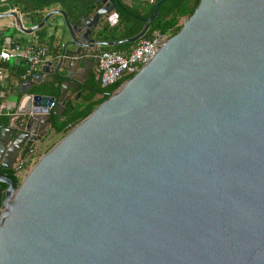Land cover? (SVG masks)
Masks as SVG:
<instances>
[{
    "label": "water",
    "instance_id": "water-1",
    "mask_svg": "<svg viewBox=\"0 0 264 264\" xmlns=\"http://www.w3.org/2000/svg\"><path fill=\"white\" fill-rule=\"evenodd\" d=\"M96 1L75 24L57 9L28 29L2 15L25 34L58 15L70 39L66 59L42 68L64 78L59 98L27 94L0 129L3 169L46 136L51 112L80 97L86 79H74L68 58L138 42L159 7L134 37L95 42L115 10ZM0 184V264H264V0H200L20 183L0 173Z\"/></svg>",
    "mask_w": 264,
    "mask_h": 264
},
{
    "label": "trees",
    "instance_id": "trees-1",
    "mask_svg": "<svg viewBox=\"0 0 264 264\" xmlns=\"http://www.w3.org/2000/svg\"><path fill=\"white\" fill-rule=\"evenodd\" d=\"M109 1L115 6V10L113 13L100 18L92 33V38L95 42H114L134 37L142 30L145 21L152 15L157 4H159V7L156 18L143 38L150 37L155 31L170 33L173 36L181 28L180 20L192 15L200 0ZM3 2L6 4L5 10L13 9L17 11L26 25L31 27L39 24L45 14L52 10L63 11L69 23L75 24L85 16L92 17L101 7L96 0H3ZM47 23L43 28L34 31L33 34L36 37L43 38L46 33ZM50 40H53V38H50ZM135 45L136 43H126L114 47L102 46L89 52L94 55L103 51H117L127 54ZM86 52L84 51L83 54ZM19 64L20 62L15 65L18 66L20 74L23 76L25 67ZM63 81L64 78L52 74L50 80L40 81L39 84L32 86L28 92L32 95L51 96L57 100L60 95V85ZM118 88L119 84L101 88L99 82L95 79L94 73L89 74L80 88V97L76 98V95H74L63 115L56 116L52 112L50 113V130L59 134L61 138L64 137L73 127L106 100L110 93ZM0 126H2L1 123ZM0 173L19 183L13 176L12 170H0ZM4 189L5 186L0 184V191ZM2 197L3 195H1V199Z\"/></svg>",
    "mask_w": 264,
    "mask_h": 264
},
{
    "label": "built area",
    "instance_id": "built-area-1",
    "mask_svg": "<svg viewBox=\"0 0 264 264\" xmlns=\"http://www.w3.org/2000/svg\"><path fill=\"white\" fill-rule=\"evenodd\" d=\"M170 36V33L155 31L150 37L136 42L127 54L103 51L94 55V76L100 87L108 88L116 84L120 87L150 62ZM3 38L4 35L0 32V41ZM49 53L46 46L39 47L32 44L0 47V118L5 114L2 90L7 79L6 65L14 61L24 63L23 78L32 80L38 68L43 67L46 62H52ZM61 59L66 58L59 56L55 60ZM39 158L36 149L33 148L23 158L17 157L11 169L13 176L18 181H22Z\"/></svg>",
    "mask_w": 264,
    "mask_h": 264
},
{
    "label": "crops",
    "instance_id": "crops-1",
    "mask_svg": "<svg viewBox=\"0 0 264 264\" xmlns=\"http://www.w3.org/2000/svg\"><path fill=\"white\" fill-rule=\"evenodd\" d=\"M5 7L6 4L3 2V0H0V32L4 35V38L0 41V47H10L15 44H32L39 47L46 46L48 48V51L50 52L49 54L51 61H57L55 59L61 56L62 46L67 45L70 40L62 18L58 15L52 17V19H50L46 25V33L44 37L39 38L36 37L33 32L31 34L20 32L17 29L16 23L13 18L2 17V15H4L5 13L14 12L20 19L23 28L28 29L29 27H31L26 25V23L23 21V18L19 13H17V11L13 9L5 10ZM50 38H53V40H50ZM67 48L70 50H75V48H72L70 46H68ZM93 56L94 54L92 52L87 51L85 54H82L77 58L72 57L68 59L67 65L69 66V68H71V71H73L74 79L76 81H83L89 76V74L94 73ZM17 63V61H14L6 65L7 79L2 90L5 114L0 118V123L2 124V126H0V129L7 126L9 118L15 115L19 106L21 107L24 102H28V105L30 103L29 100L26 101V95L32 94H30L29 92L26 94L20 93L19 90L24 89V86L22 85L31 81V79L26 80L23 78V76H21L18 66L15 65ZM19 65L25 67L24 63L22 62H20ZM42 68L43 67L37 69L35 76L38 74H42V80H50L52 74L43 73ZM57 137L61 136L59 134H56L53 130L49 129L46 136L39 143L33 144L31 148L36 149L37 154L41 157L46 146ZM0 170L6 171L1 166Z\"/></svg>",
    "mask_w": 264,
    "mask_h": 264
},
{
    "label": "rangeland",
    "instance_id": "rangeland-1",
    "mask_svg": "<svg viewBox=\"0 0 264 264\" xmlns=\"http://www.w3.org/2000/svg\"><path fill=\"white\" fill-rule=\"evenodd\" d=\"M187 18H182L181 20H180V24L182 25V23L186 20ZM61 139V137H57V138H55L50 144H48L47 146H46V148H45V150H44V153L43 154H45L54 144H56L59 140ZM21 181H19V183H20Z\"/></svg>",
    "mask_w": 264,
    "mask_h": 264
}]
</instances>
